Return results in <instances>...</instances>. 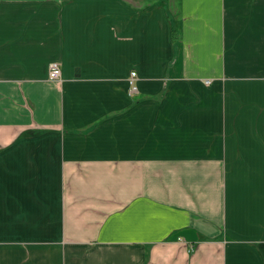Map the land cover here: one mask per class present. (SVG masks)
I'll list each match as a JSON object with an SVG mask.
<instances>
[{"label":"crops","instance_id":"0c3cea01","mask_svg":"<svg viewBox=\"0 0 264 264\" xmlns=\"http://www.w3.org/2000/svg\"><path fill=\"white\" fill-rule=\"evenodd\" d=\"M0 264H264V0H0Z\"/></svg>","mask_w":264,"mask_h":264},{"label":"built area","instance_id":"2783aa9c","mask_svg":"<svg viewBox=\"0 0 264 264\" xmlns=\"http://www.w3.org/2000/svg\"><path fill=\"white\" fill-rule=\"evenodd\" d=\"M49 79L51 81H59L61 79V68L59 63H53L50 66V71H49ZM137 73L132 72L129 77V94L130 95H135L138 93V88H137Z\"/></svg>","mask_w":264,"mask_h":264}]
</instances>
